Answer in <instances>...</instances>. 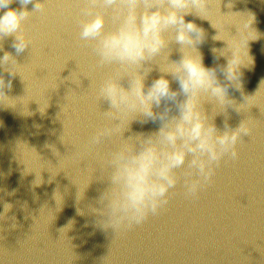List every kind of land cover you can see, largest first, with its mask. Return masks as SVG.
<instances>
[{
	"label": "clouds",
	"instance_id": "9594fccd",
	"mask_svg": "<svg viewBox=\"0 0 264 264\" xmlns=\"http://www.w3.org/2000/svg\"><path fill=\"white\" fill-rule=\"evenodd\" d=\"M16 2L17 0H0V51H3L4 38L11 36L14 37L12 47L19 54L33 44L32 37L25 30L26 22L33 14L43 11L45 3L40 0H19V9L10 7ZM82 2L81 13L90 18L81 21L80 40L92 43L93 52L98 58V68H112L98 85L92 81L90 87L94 90L95 101L98 104L101 100L107 101L110 108L100 113L106 123L95 131L83 150L76 152L68 163L80 164L85 155L90 154L106 139H116V147L107 156L101 157L103 163L98 179L106 181L107 186L97 198L96 202L100 207H91V211L97 216L100 227L104 230L111 229L115 235H119L142 224L150 215H158L165 210L169 204L170 190L175 189L181 180L186 198L196 199L199 192L212 183L215 170L225 156L233 161L239 158L237 145L243 142V136L251 135L252 132L249 121H241L235 129L225 121L224 131L221 132L214 118L225 112L228 106L234 107L237 112L243 110L244 104L237 105L229 97V88L242 91L241 69L254 65V59L249 54V42L259 39L260 33L252 27L255 16L250 12L240 21L227 23L223 20L219 27L214 26L209 16L216 12L217 0ZM33 3L34 9L30 12L27 5ZM220 4L221 0L218 5L221 16L245 14H222ZM97 5L105 11L112 10V19L116 24L113 30H106L104 12L95 11ZM227 6L231 8L232 4ZM249 14L250 22L246 19ZM189 15L208 20L217 29V34L212 39L226 42L227 47L212 48L211 51L215 59L224 56L227 60L225 65L208 67L204 64L198 45L205 41L206 32L194 21L186 20L185 17ZM230 25L236 26V35L227 30ZM222 27L229 32L230 39L220 38ZM249 29L258 34L255 39H247ZM173 43L179 45L180 58L177 61L169 59L170 45ZM245 56L248 58L247 62L244 60ZM161 57L166 60L163 70L157 63ZM153 63L159 65L163 74L154 79L150 86H146L145 80L153 70ZM0 68L12 78L19 75L25 81L26 64L18 63L11 52L4 51L0 57ZM218 69L223 73V83L217 75ZM169 75L178 83V89H172L171 81L167 78ZM125 79L128 81L127 88L121 83ZM73 82L80 85L79 79ZM11 87L12 80L6 81L4 75L0 74V105L16 99L5 94V89ZM57 87L58 85L53 89ZM262 90L264 80L260 82L254 95H246L244 99L252 103ZM181 96L183 99H180ZM77 97L78 94L69 90L65 99L69 102ZM162 103L163 110L155 111L154 108H160ZM206 103L214 105L211 116L205 110ZM66 105L67 103L61 107V112L66 111ZM173 105L177 110L176 115L171 114ZM253 105L255 104L252 103ZM48 106L49 99L43 110L39 104L41 114ZM149 121H159L158 130L132 133L125 137V132H131L133 122L144 124ZM63 127L65 130L64 123ZM63 134L60 141L65 144ZM23 143L41 157L34 147ZM45 146L51 148L57 157L60 156L53 145ZM42 171H25L26 174L35 173L33 187L44 183ZM52 179L51 174L48 183ZM92 180H89L82 195L77 188V202L84 197ZM58 196L63 199L59 188L53 192L56 204ZM12 207L10 203L4 204L0 221L8 218L7 213ZM77 211L83 215L82 210L78 208ZM11 219V227L15 228V217ZM71 226L70 221L67 226L59 229L60 233L65 235Z\"/></svg>",
	"mask_w": 264,
	"mask_h": 264
},
{
	"label": "water",
	"instance_id": "95a60500",
	"mask_svg": "<svg viewBox=\"0 0 264 264\" xmlns=\"http://www.w3.org/2000/svg\"><path fill=\"white\" fill-rule=\"evenodd\" d=\"M40 2L45 3L43 11L33 14L25 24L32 46L17 54L12 47L14 37L9 36L2 41L0 51V57L4 51L11 52L18 63L27 67L25 81L19 75L12 78L0 68L5 80H12V87L5 89V94L16 98L0 105V212L5 203L13 205L8 218L0 221V264H59L58 197L57 204L53 198L58 188L59 156L45 145H53L59 151L74 0ZM10 7L19 9V0ZM27 8L31 12L34 3ZM48 99L49 106L41 114L39 104L43 110ZM23 142L34 147L41 157ZM41 170L44 183L33 187L35 173L26 172ZM51 174L53 179L48 183ZM13 216L15 228L11 227Z\"/></svg>",
	"mask_w": 264,
	"mask_h": 264
}]
</instances>
